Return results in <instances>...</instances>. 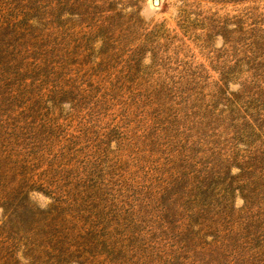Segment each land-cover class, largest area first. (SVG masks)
I'll return each mask as SVG.
<instances>
[{
	"label": "rangeland",
	"instance_id": "1",
	"mask_svg": "<svg viewBox=\"0 0 264 264\" xmlns=\"http://www.w3.org/2000/svg\"><path fill=\"white\" fill-rule=\"evenodd\" d=\"M0 264H264V0H0Z\"/></svg>",
	"mask_w": 264,
	"mask_h": 264
},
{
	"label": "trees",
	"instance_id": "2",
	"mask_svg": "<svg viewBox=\"0 0 264 264\" xmlns=\"http://www.w3.org/2000/svg\"><path fill=\"white\" fill-rule=\"evenodd\" d=\"M98 2V1H97ZM95 3V6H96V8L98 9V7H101V5H99V3ZM109 6H111V3H109ZM93 10H96L95 8H92ZM221 28V30H224V32L223 33H221L220 35L221 36H223V38H225L226 39V35H228V33H227V31H225L226 30V28H224V27H220ZM246 86V85H245ZM233 96H234V98H238V97H240L239 96V94H233Z\"/></svg>",
	"mask_w": 264,
	"mask_h": 264
},
{
	"label": "water",
	"instance_id": "3",
	"mask_svg": "<svg viewBox=\"0 0 264 264\" xmlns=\"http://www.w3.org/2000/svg\"><path fill=\"white\" fill-rule=\"evenodd\" d=\"M159 3H160V0H154V5H155V6H158Z\"/></svg>",
	"mask_w": 264,
	"mask_h": 264
}]
</instances>
